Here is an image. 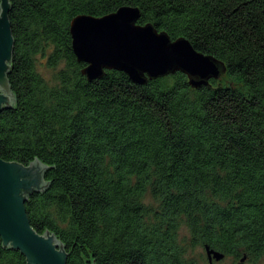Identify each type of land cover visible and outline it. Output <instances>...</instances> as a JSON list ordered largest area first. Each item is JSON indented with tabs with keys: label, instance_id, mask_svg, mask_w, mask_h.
Returning <instances> with one entry per match:
<instances>
[{
	"label": "trees",
	"instance_id": "trees-1",
	"mask_svg": "<svg viewBox=\"0 0 264 264\" xmlns=\"http://www.w3.org/2000/svg\"><path fill=\"white\" fill-rule=\"evenodd\" d=\"M9 3L14 102L0 110V158L48 167L49 185L24 206L36 232L63 244L66 264H188L180 226L191 245L264 264V0ZM122 6L225 72L197 88L182 72L143 85L117 70L88 80L70 22ZM37 55L63 64L55 85ZM0 264L27 262L0 238Z\"/></svg>",
	"mask_w": 264,
	"mask_h": 264
},
{
	"label": "water",
	"instance_id": "water-1",
	"mask_svg": "<svg viewBox=\"0 0 264 264\" xmlns=\"http://www.w3.org/2000/svg\"><path fill=\"white\" fill-rule=\"evenodd\" d=\"M9 8V0H0V110L14 102L6 76L14 44ZM139 16L137 7L122 6L101 17L83 14L71 20V48L77 61L85 63L81 73L88 80L102 77L106 70H117L134 84L143 85L147 80L182 72L189 85L197 88L225 72L224 62L195 50L184 37L173 40L151 23L138 24ZM47 168L38 159L24 165L0 158V238L3 246L18 250L27 264H66L63 244L53 233L36 232L24 206L30 194L49 185L44 179ZM204 251L208 264L224 258L207 245Z\"/></svg>",
	"mask_w": 264,
	"mask_h": 264
},
{
	"label": "rangeland",
	"instance_id": "rangeland-1",
	"mask_svg": "<svg viewBox=\"0 0 264 264\" xmlns=\"http://www.w3.org/2000/svg\"><path fill=\"white\" fill-rule=\"evenodd\" d=\"M35 67L37 72L45 80V82L49 86H53L57 83L56 74L59 71V69L63 67V64H60L57 67H49L47 65L46 58L45 57L42 58L39 55H37V61ZM146 202L152 203V201L149 198V195L148 197L146 196ZM189 236L190 235L187 228H185L184 226H180V228L177 231V238L180 243L184 242L185 244H187V245L185 244L183 245L186 246L184 258L187 260V262H189L188 264H208L204 250L199 246H194L189 244V240H190ZM216 264H239V261L235 260V258L232 256H225L222 260L216 262Z\"/></svg>",
	"mask_w": 264,
	"mask_h": 264
}]
</instances>
